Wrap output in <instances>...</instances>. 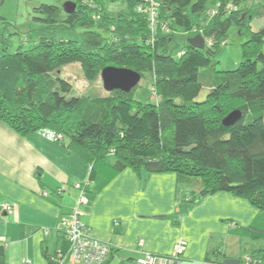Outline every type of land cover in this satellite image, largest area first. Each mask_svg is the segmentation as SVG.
Returning a JSON list of instances; mask_svg holds the SVG:
<instances>
[{
	"label": "trees",
	"instance_id": "trees-1",
	"mask_svg": "<svg viewBox=\"0 0 264 264\" xmlns=\"http://www.w3.org/2000/svg\"><path fill=\"white\" fill-rule=\"evenodd\" d=\"M152 2L157 3L153 25ZM72 3L71 14L64 6L47 4L34 10L31 49L10 54L3 47L0 121L21 136L51 131L61 137L57 142L91 156L90 183L107 167L113 173H174L179 183L196 189L184 200L188 208L227 192L247 199L264 215V28L252 32L250 27L264 16V0ZM120 3L125 10L107 12L108 5ZM233 26L249 37L242 61L234 70L217 71V57ZM181 32L191 39L201 35L205 49L188 42L175 54L172 44ZM74 33L76 38H66ZM71 64L80 65L87 81L109 67L133 70L142 79L148 74L160 99L143 104L135 100L136 88L105 97L72 96L73 84L59 75ZM203 82L209 91L200 100ZM234 111L242 113L241 119L226 126L224 120ZM244 234L264 239L258 227ZM61 238V249L46 253L49 264L69 250ZM5 258L0 244V264H6Z\"/></svg>",
	"mask_w": 264,
	"mask_h": 264
},
{
	"label": "crops",
	"instance_id": "crops-1",
	"mask_svg": "<svg viewBox=\"0 0 264 264\" xmlns=\"http://www.w3.org/2000/svg\"><path fill=\"white\" fill-rule=\"evenodd\" d=\"M91 170L88 154L42 133L21 136L0 121V244L8 264H49L46 253L61 249L59 226L77 206L75 187L89 181ZM195 190L174 173H113L107 167L87 186L82 220L111 247L108 264L116 257L118 264L138 259L143 251L169 256L181 240L187 241L182 264H264V239L244 234L264 229V215L227 192L188 208L184 200Z\"/></svg>",
	"mask_w": 264,
	"mask_h": 264
},
{
	"label": "rangeland",
	"instance_id": "rangeland-1",
	"mask_svg": "<svg viewBox=\"0 0 264 264\" xmlns=\"http://www.w3.org/2000/svg\"><path fill=\"white\" fill-rule=\"evenodd\" d=\"M73 0H0V55L3 53V47L7 45L8 53L13 54L17 50L31 49L35 44L29 38L32 30L37 27L34 10L42 4L55 5L63 7L65 3ZM251 7V5H248ZM122 3L117 5H108L107 12L116 15L117 12L125 10ZM212 8V7H211ZM252 32H258L264 28V16L252 21ZM245 32V31H244ZM77 33L68 34L66 38H76ZM191 39L186 33H177L172 44V50L176 54L184 49ZM249 37L244 33L240 34L239 29L233 26L226 39L227 45L220 50L217 57L218 64L215 65L217 71H228L236 69L242 61V46L248 41ZM73 84L72 96H86L90 98L105 97L109 93L105 90L101 76L93 81L85 80L82 69L78 64H71L62 68L59 74ZM204 89L199 99L205 98L209 87L203 82ZM210 84V83H209ZM208 84V85H209ZM210 86V85H209ZM135 100L143 104H156L160 97L153 91V79L150 75H145L140 84L134 91ZM190 188L193 185H188ZM264 221V218L262 219ZM8 259H6V263ZM28 261V260H27ZM119 258L116 257L111 264H118Z\"/></svg>",
	"mask_w": 264,
	"mask_h": 264
},
{
	"label": "built area",
	"instance_id": "built-area-1",
	"mask_svg": "<svg viewBox=\"0 0 264 264\" xmlns=\"http://www.w3.org/2000/svg\"><path fill=\"white\" fill-rule=\"evenodd\" d=\"M149 15L152 25L157 18V3L152 2L149 8ZM44 136L57 142L61 139L51 131H44ZM89 182L78 183L76 189L80 196L77 206L73 212L66 217L60 224L59 230L61 236L69 243V250L66 254L59 253L55 258L56 264H107L111 255V247L104 242L95 238L90 228L83 222L82 207L88 204L87 186ZM6 212L12 211L10 205H5ZM115 228L120 226L119 222H115ZM139 248L144 247V241L139 242ZM187 247V241L181 240L178 242L169 256L155 255L147 251L142 252V256L135 260L125 261L122 264H182V254ZM251 262V259H247ZM30 264V261H25Z\"/></svg>",
	"mask_w": 264,
	"mask_h": 264
},
{
	"label": "water",
	"instance_id": "water-1",
	"mask_svg": "<svg viewBox=\"0 0 264 264\" xmlns=\"http://www.w3.org/2000/svg\"><path fill=\"white\" fill-rule=\"evenodd\" d=\"M65 11L71 14L76 9V4L68 2L64 5ZM191 46L198 50L205 49V40L201 35L196 36L189 40ZM101 79L105 90L108 93L114 91H121L124 93H130L138 87L142 80V76L130 69L109 67L102 71ZM242 117L240 111L232 112L225 120L226 126H232L237 123Z\"/></svg>",
	"mask_w": 264,
	"mask_h": 264
}]
</instances>
